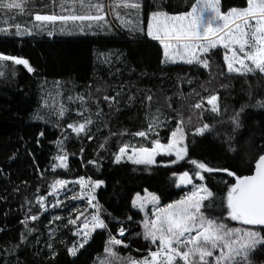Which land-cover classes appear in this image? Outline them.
<instances>
[{"label": "snow or ice", "instance_id": "snow-or-ice-1", "mask_svg": "<svg viewBox=\"0 0 264 264\" xmlns=\"http://www.w3.org/2000/svg\"><path fill=\"white\" fill-rule=\"evenodd\" d=\"M32 0H0V12L5 16L2 23L10 26L0 27V35L5 37H31L41 32L52 37L59 25L60 34L73 35L85 34V30L94 29L96 34L99 31H108L110 25L107 23V15L113 13L119 20L122 19L121 10L127 16L135 12L137 17L145 8V0H58L60 13L41 14L39 11L32 12L30 5ZM53 8L57 6V0H51ZM48 7V5H44ZM150 11L146 15V32L144 29L130 28V31L137 34H144L152 41H158L163 49L164 59L162 64L183 63L198 69L207 70L209 79L201 84L205 92H209L206 85L212 84L216 75L225 76V72L218 70L216 75L212 72V57L214 50L222 48L223 62L226 73L235 74L238 77L258 76L264 77V0H246L241 6L229 7L226 11L222 9V0H195L190 4L188 10L171 14L168 7H171L169 0H160L159 4H149ZM29 15L32 26L21 25L15 22V15ZM85 22L87 24L85 25ZM126 25L132 21L124 20ZM71 25V27H69ZM14 28L13 32L11 29ZM11 62L17 66H23L28 73L35 72L26 58L15 55H8L0 52V67ZM4 73L0 72V76ZM188 83H192L191 80ZM111 86H101L90 91L86 95H77L75 100L79 102L76 112L77 120L67 123L66 128L71 130L77 137H86L92 140L91 127L97 121L103 122V127L108 124L104 122L105 117H110L113 111L118 112L123 102L124 85L114 89V94H107ZM231 87L221 82L220 89ZM200 96V93L195 92ZM249 85L247 93L248 100L240 104L238 108L222 105L219 92L212 93L201 98L188 107L189 115L185 118L184 110L175 108L167 98L168 108L174 113L171 119L175 120V127L170 131L167 143H162L159 130L167 127L169 117L163 116L160 109L155 113L151 112V105L154 103L152 94H146L141 103L148 109L146 112L147 126L144 130L128 133L127 130L117 133L110 132V135H130L132 138H140L147 141L145 144L122 143L118 151L113 153V162L121 164L130 162L133 165H143L147 170L149 166L157 164L158 156H174V160L162 162L163 167H171L181 161H186L192 166L191 170L180 173H172V182L178 188L191 186L189 192L180 199L165 206H160V197L154 193L147 192L141 196L137 193L131 200V206L143 212L144 219L136 222L141 227V232L133 233L125 225L134 222L133 216L126 219L113 216L108 213L99 203L96 192L105 181L93 180L91 177L80 176L75 181L65 179H54L49 185L48 195L58 197L61 191L67 194L69 184L79 187L78 193H73L70 200H85L84 209H75L70 212L64 227L71 226V234L75 238L65 244V252L69 257L74 258L71 264H77V260L86 250V245L93 239V234L101 230L108 234L105 242L104 252L107 254L99 264H264V260H256L257 254L264 255V143L257 147L258 152L250 154L254 159V171L249 175H238L235 170L224 166H214L204 160L190 158L188 136H192V144L195 145V138H204L206 135H221L215 125L203 122L205 112L214 114L219 118L218 123L226 125L229 129L223 133V143L227 151L237 154V144L246 130L247 114L250 110L264 111V96L256 100ZM191 95V93L189 94ZM134 95H127L128 102L134 99ZM68 100H73L69 96ZM205 103L210 107H205ZM45 107L52 108V114L56 118L57 126L64 128L60 123L69 111L63 103L57 108L55 105L45 103ZM93 107L95 111H93ZM105 107L109 109L105 112ZM193 117L198 124L193 125ZM35 119L41 117L37 114ZM259 138L264 141V120L259 125ZM45 131L37 132L33 138L36 147L42 145L45 139ZM257 133H252L244 143L251 146L256 139ZM70 137L62 134V138L56 141L58 152L52 158L51 170L57 168L67 170L69 168V156L65 151L64 143ZM23 142V137H21ZM106 143V141H105ZM105 143L99 148L103 149ZM28 156L32 159L33 167L39 172L35 160V153L31 148H26ZM84 149H81L83 152ZM19 149L4 156V165L8 167L18 159ZM97 168L100 164L97 160L87 162ZM6 168L0 166V176H3ZM223 173L224 177L232 178L229 183L222 178L226 192L218 196L209 186L208 178L213 174ZM43 179V173H41ZM27 185V182H23ZM20 192V186L12 189V194ZM39 192V189H37ZM9 196H0V201L7 202ZM151 205V213L148 206ZM27 206L25 217L20 223L24 231L20 233L19 240L10 247L0 249V255L7 253L17 258V264H26L18 259V254L25 245L28 236L36 231V228L29 225V221L35 222L40 219L39 211L47 212L48 201L43 195L35 196L30 200L25 196L22 208ZM64 202L56 199L51 204L52 208L63 207ZM220 208L219 215L211 213ZM92 211L89 212L88 210ZM7 215V214H5ZM105 216L107 219H105ZM65 219L60 215L52 218L50 223ZM229 222L240 225L233 227ZM116 225V234H113L109 224ZM4 231L0 229V232ZM126 233L128 234L126 236ZM54 238V234H49ZM119 237V238H118ZM142 238L147 243V254L135 258L131 255L122 256L118 251L119 247L130 248L125 240L129 238ZM124 238V239H121ZM37 243L39 239L37 238ZM49 258L55 260L58 253L53 243L47 244ZM139 251V249H137Z\"/></svg>", "mask_w": 264, "mask_h": 264}, {"label": "trees", "instance_id": "trees-1", "mask_svg": "<svg viewBox=\"0 0 264 264\" xmlns=\"http://www.w3.org/2000/svg\"><path fill=\"white\" fill-rule=\"evenodd\" d=\"M194 2L195 0H169L171 7L166 10L176 14L188 10L190 4ZM159 3L160 0H145V8L138 17L135 12L125 16L124 10H121L122 19L118 20L109 12L106 19L110 29L96 34H93L94 29L87 28L85 34L78 32L73 35L60 34L57 25L56 33L52 37L44 32L22 38L0 35V52L26 58L35 69V72L28 73L23 66L11 62L0 67V72L4 73L0 76V166L6 168L5 174L0 176V196H9L7 202L0 201V229L4 230L0 232V249L18 242L20 233L24 231L20 221L24 219L27 211V206L21 207L25 196L34 201L35 196L43 195L50 203L48 185L54 179L70 181L85 176L93 180L105 181L96 192L99 203L113 216L121 219H126L129 215L133 216L134 222L125 225L133 233L142 230L136 222L142 221L143 215L131 206V200L137 193L142 194L146 189L147 192L156 194L160 197L162 206L180 199L185 194L187 187H176L172 182V173L191 170L192 166L186 161L171 167H163L162 162L172 158L159 156L157 164L149 166L147 170L143 165L113 162V153L117 152L124 142L134 141V144L142 143L147 146V141L132 138L130 135H110V132L120 133L127 130L128 133H134L146 128L148 109L141 103L146 94H152L154 97L151 112L155 113L160 109L162 118L163 116L170 118L168 126L159 130L162 143H167L170 131L175 127V120L171 119L174 113L168 108L167 98H171L170 102L175 108H182L187 118L190 104L196 103L201 96L207 97L217 91L222 105L236 108L248 100L249 85L254 93H258L254 97L256 100L264 96V77H238L226 73L222 48L214 50L212 72L216 75L218 70H222L225 76L216 75L212 84L206 85L209 92H205L200 87L209 79L207 70L183 63L162 64L163 49L159 42L129 30L138 26L146 32V15L150 11L147 5ZM245 3L246 0H222V9L226 11L229 7L241 6ZM30 10L60 13L58 0L55 8L52 7L51 0H32ZM3 19L5 16L0 12V27L10 26L12 22L5 25L2 23ZM124 20H130L132 23L126 25L123 23ZM15 22L22 26H32L31 17L27 14H16ZM11 30L15 31L14 28ZM189 80L192 83H188ZM47 81L59 82V90L54 91L57 96V108L63 103L69 110L65 118L60 121L64 128L57 126L54 115L48 120L35 119L36 113L43 105V89ZM221 82L231 87L220 89ZM119 85H124V92L127 95H134L135 98L128 102L127 95L123 97L120 110L113 111L110 117H105L107 128L103 127V122L97 121L91 127L92 140L77 137L66 128L67 123L78 119L76 112L79 102L75 100L77 95H86L101 86H111L107 89V94L113 95L114 89ZM193 89L200 93V96L195 95ZM69 96L73 97V100H68ZM205 107L210 106L205 103ZM104 110L109 111L107 107ZM93 111H95L94 107ZM218 120L219 118L214 114L204 113L203 122L215 125L217 131L221 133L219 137L215 133L204 138L196 137L193 146V138L189 132L187 142L190 158L204 160L214 166L229 167L238 175L251 174L255 161L250 159V154L258 152L260 149L257 145L264 143L259 138L258 128L259 123L264 120V111L253 109L248 112L246 130L243 131L242 138L237 144L239 149L237 154L227 151V146L223 143V133L229 129L226 125H220ZM198 123L199 121L193 117V125ZM41 130L45 131V139L40 147H36L33 138ZM252 133H257V136L251 146H248L244 141L248 140ZM62 134L70 137L64 143L65 151L69 156V168L67 170L57 168L53 172L52 158L58 152L56 141L62 138ZM101 143H105L103 149L99 148ZM26 148L34 151L39 172L33 167ZM82 148L83 152H81ZM15 149H19L17 161L10 167L4 165V156L11 154ZM89 160H97L100 167L88 164ZM222 178L227 179L229 183L233 182L232 178L224 177L223 173L213 174L208 178L209 186L218 196H223L226 192ZM24 181L27 182L26 186ZM15 186H20V192L12 194ZM33 211L39 212L40 219L35 222L29 221V225L35 227L36 231L29 235L26 244L22 245L18 259L22 262L26 261V264H71L74 258L66 254L65 244L61 243V241L70 243L75 239L71 234V226L62 225L57 229L54 238H49L46 212L37 208ZM221 211L222 209L217 208L211 215H219ZM229 225L240 226L235 222H229ZM109 227L114 234L117 226L110 223ZM107 239L106 232L97 230L89 245H86V250H82L83 255L79 257L77 264H99L104 260L107 256L104 252ZM49 242L53 243L58 253L54 261L49 258L47 249ZM125 242L130 244V248L119 247L118 251L122 256L131 255L140 258L147 253L148 246L142 238L130 237ZM255 259L264 260V255L258 253ZM0 264H17V258L4 253L0 255Z\"/></svg>", "mask_w": 264, "mask_h": 264}, {"label": "rangeland", "instance_id": "rangeland-1", "mask_svg": "<svg viewBox=\"0 0 264 264\" xmlns=\"http://www.w3.org/2000/svg\"><path fill=\"white\" fill-rule=\"evenodd\" d=\"M41 14H51V13H41ZM163 59H164V57H163ZM176 64H179V63H176ZM58 83L59 82H54V81H47V82L44 83L43 105H42V108L36 113V115L38 114L41 117V119H39V120H48V119L53 117L52 108L51 107H45V103L47 102L49 105H55L57 107V100H56L57 96H56V93H54V91L59 90V84ZM130 142L132 144H134V141H130ZM164 157H168V156H164ZM169 158H172V160L175 159L174 156L169 157ZM75 180L76 179L70 180V181H75ZM68 189L70 191H67V194H65L64 191H61L58 194V197L50 196L51 197V202L50 203L48 202V210L46 212L47 225L49 226V231H50L49 233L55 234L59 227H61L62 225L66 224V219H67V217H68L70 212L74 213L75 209H84L85 208L84 207V205H86V201L85 200H70L69 199V197L73 193H78L79 192L78 185L69 184L68 185ZM190 189H191V186H187V189H186L185 193L189 192ZM145 194L146 193L143 192L140 195L144 196ZM57 198L64 202V206L63 207L52 208L51 204L54 203ZM160 206H162V205H160ZM163 206H165V205H163ZM147 210H148V212L150 214L151 213V205L148 206ZM91 211L92 210L90 209L89 212H91ZM141 214L143 215V219H144V215L145 214L143 212H141ZM56 215H60V216L64 217L65 219L50 223L52 218L54 216H56ZM49 238H52V237L49 236Z\"/></svg>", "mask_w": 264, "mask_h": 264}, {"label": "water", "instance_id": "water-1", "mask_svg": "<svg viewBox=\"0 0 264 264\" xmlns=\"http://www.w3.org/2000/svg\"><path fill=\"white\" fill-rule=\"evenodd\" d=\"M253 171H254V168H253ZM253 171H252V172H253ZM251 174H252V173H251Z\"/></svg>", "mask_w": 264, "mask_h": 264}, {"label": "built area", "instance_id": "built-area-1", "mask_svg": "<svg viewBox=\"0 0 264 264\" xmlns=\"http://www.w3.org/2000/svg\"><path fill=\"white\" fill-rule=\"evenodd\" d=\"M114 234H116V232H115ZM118 238H119V237H118Z\"/></svg>", "mask_w": 264, "mask_h": 264}]
</instances>
